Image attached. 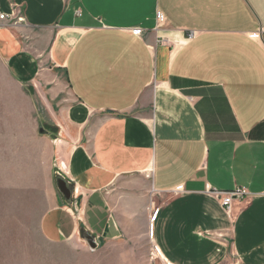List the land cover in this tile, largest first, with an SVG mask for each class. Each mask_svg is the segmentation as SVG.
Instances as JSON below:
<instances>
[{"label":"crops","instance_id":"crops-1","mask_svg":"<svg viewBox=\"0 0 264 264\" xmlns=\"http://www.w3.org/2000/svg\"><path fill=\"white\" fill-rule=\"evenodd\" d=\"M0 12L22 17L0 26V207L24 201L51 242L149 239L161 264H264V0ZM234 187L249 194L227 214L212 192Z\"/></svg>","mask_w":264,"mask_h":264},{"label":"rangeland","instance_id":"rangeland-1","mask_svg":"<svg viewBox=\"0 0 264 264\" xmlns=\"http://www.w3.org/2000/svg\"><path fill=\"white\" fill-rule=\"evenodd\" d=\"M123 185L125 192L138 191L130 180ZM23 202L17 207H0V264H161L151 259L149 239L133 245L128 238L129 242L110 243L96 250H90L81 235L75 244L48 241L37 228L33 208Z\"/></svg>","mask_w":264,"mask_h":264},{"label":"built area","instance_id":"built-area-1","mask_svg":"<svg viewBox=\"0 0 264 264\" xmlns=\"http://www.w3.org/2000/svg\"><path fill=\"white\" fill-rule=\"evenodd\" d=\"M22 20L21 16H14V14H7L4 12H0V26L3 23H10V24H15L19 21ZM157 20L158 21H162V17L160 14H157ZM138 30H134L135 33H137ZM192 35V34H191ZM252 37H258L259 34L257 32L251 33ZM183 190V187L180 185L178 187L175 188V193H178L180 191ZM215 197L219 200L222 208L224 209V211L229 214L231 211V207L234 201L236 200H242L244 197L248 196V191L246 188L244 187H234L233 189L229 190V191H213L212 192ZM155 218V214L152 216V221ZM149 236L152 237V229L150 226V230H149ZM153 249V253L156 255V257H158V259L163 260V255L160 253V251L158 250V247L156 245H154L152 247Z\"/></svg>","mask_w":264,"mask_h":264},{"label":"water","instance_id":"water-1","mask_svg":"<svg viewBox=\"0 0 264 264\" xmlns=\"http://www.w3.org/2000/svg\"><path fill=\"white\" fill-rule=\"evenodd\" d=\"M89 247L93 250L96 248V245L89 242Z\"/></svg>","mask_w":264,"mask_h":264}]
</instances>
